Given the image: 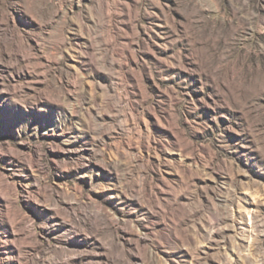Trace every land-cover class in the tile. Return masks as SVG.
Returning <instances> with one entry per match:
<instances>
[{
    "label": "rangeland",
    "instance_id": "374dc122",
    "mask_svg": "<svg viewBox=\"0 0 264 264\" xmlns=\"http://www.w3.org/2000/svg\"><path fill=\"white\" fill-rule=\"evenodd\" d=\"M0 264H264V0H0Z\"/></svg>",
    "mask_w": 264,
    "mask_h": 264
}]
</instances>
